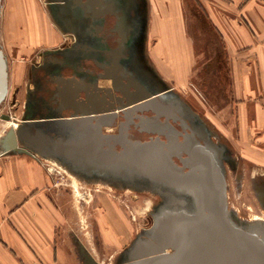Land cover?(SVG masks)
Listing matches in <instances>:
<instances>
[{"label":"rangeland","instance_id":"1","mask_svg":"<svg viewBox=\"0 0 264 264\" xmlns=\"http://www.w3.org/2000/svg\"><path fill=\"white\" fill-rule=\"evenodd\" d=\"M52 4L53 0H2L1 15L5 12V18L3 15L0 19V35L9 19L16 20V26L28 23L31 28L40 27L44 20L48 31L53 28L59 34L57 52L67 41L68 31L57 21ZM135 8V36L141 37L140 61H136L140 67L136 69L138 74L143 72L141 78L151 89L188 116L192 124L206 126L209 138L221 151L227 213L235 226L262 241L259 234L264 232V165L245 153L239 136L223 39L210 23L201 0H140ZM164 14L169 16L163 22ZM156 20L163 26L167 22L180 24L176 30H180L179 36L195 57L188 75H168L171 68L161 67L159 62L154 68L153 59L157 57L161 36L153 33L154 25H158ZM50 42L48 38L5 55L9 91L0 105V159L13 154L28 155L6 150L5 139L15 126L22 125L25 129L22 128V133H28L32 118L25 114V93L35 88L36 67L47 54L44 44ZM164 56L168 58V54ZM165 63L170 62L164 60L162 64ZM176 71L181 74L184 70ZM5 116L11 117L10 120ZM115 130L109 128L104 133H115ZM248 136L254 138L253 133ZM134 138L144 139L138 134ZM17 144L24 149L26 140L22 138ZM30 154L42 160L51 177L53 195L65 215L63 240L68 242L78 264H132L135 247L149 239L157 217L167 212H190L192 207L189 196L143 177H124L133 174L124 169L89 168L79 162L75 164L77 161L66 156L59 157L63 160L64 167H61L56 160L46 161L33 149Z\"/></svg>","mask_w":264,"mask_h":264},{"label":"water","instance_id":"2","mask_svg":"<svg viewBox=\"0 0 264 264\" xmlns=\"http://www.w3.org/2000/svg\"><path fill=\"white\" fill-rule=\"evenodd\" d=\"M111 79L114 89L122 96L118 98L119 105L104 102L114 98L112 88H89L78 105L83 110L77 111L75 119L68 124L69 140L51 137L35 123L28 125L26 131L35 138L46 139L51 147H66L87 158L91 152L95 162L141 168L164 182L149 180L135 172L124 177H143L192 199L190 212L164 213L159 225L156 222L161 216L156 218L149 239L135 247L132 264H264V244L239 230L227 213L221 151L209 138L206 126L192 124L188 116L132 75V85L119 81L120 88L116 86V78ZM8 91V64L0 46V105ZM107 105L109 108L101 109ZM149 112L153 115H144ZM121 115L126 120L119 123ZM135 119L140 122L136 123ZM133 125L141 133L154 136L149 140L134 138L130 131ZM114 127H119V133H104L105 128ZM17 142L16 131L11 129L5 139L6 150L31 155L30 151L20 149ZM259 235L264 240V232Z\"/></svg>","mask_w":264,"mask_h":264},{"label":"crops","instance_id":"3","mask_svg":"<svg viewBox=\"0 0 264 264\" xmlns=\"http://www.w3.org/2000/svg\"><path fill=\"white\" fill-rule=\"evenodd\" d=\"M201 2L226 47L232 106L237 112L244 152L264 165V0ZM3 15L5 18V12L0 19ZM168 16L164 14L163 22ZM13 21L8 20L0 35V46L6 56L49 38L52 42L44 44L47 46L44 60L57 61L59 34L53 28L48 31L43 24L31 28L28 23L16 26L17 21ZM157 24L153 33L161 36L154 68L161 63V67L171 68L168 75H188L195 57L179 36L180 30H176L180 24ZM167 44L172 45L171 49ZM164 60L171 64H162ZM178 68L184 71L180 74ZM37 76L41 77L39 73ZM249 133L254 138H249ZM37 159L24 154L0 159V264H78L68 242L63 240L65 215L53 195L51 177L42 160Z\"/></svg>","mask_w":264,"mask_h":264},{"label":"flooded vegetation","instance_id":"4","mask_svg":"<svg viewBox=\"0 0 264 264\" xmlns=\"http://www.w3.org/2000/svg\"><path fill=\"white\" fill-rule=\"evenodd\" d=\"M78 2L81 3L78 5ZM139 4L140 0H53L57 21L67 28V41L56 52L57 61L43 60L38 64L34 75L35 88L25 93V114L32 118V123L40 131L69 140L68 124L75 119L77 111L83 110L78 105L84 101L89 88H112L115 97L104 102L118 106V98L122 96L114 89L111 78H116V86L120 88L121 84L132 85V75L151 90V86L141 78L143 72L138 74L136 70L140 68L136 61H140L141 37L135 36V29H129L135 27V7ZM134 91L131 87V92ZM106 108L109 106L101 109ZM125 120L122 115L118 118L119 123ZM135 122L140 121L135 119ZM114 129L113 134L119 133V127ZM32 131L36 133V127ZM130 131L133 137L138 134L146 140L154 136L141 133L135 125Z\"/></svg>","mask_w":264,"mask_h":264},{"label":"bare ground","instance_id":"5","mask_svg":"<svg viewBox=\"0 0 264 264\" xmlns=\"http://www.w3.org/2000/svg\"><path fill=\"white\" fill-rule=\"evenodd\" d=\"M52 84L54 86V83H52ZM53 88H55V87H53ZM114 97H115V95H114ZM14 128H15V131H16V140H21L22 138L26 140V145L24 146V149H26L27 151H31V149L37 151L46 161H51L52 159H54V160H56L57 164L60 165L61 167H64V165H63V162H62L63 160H61L59 157L60 156H62V157L66 156V157H70L74 161H77V162L80 161L79 163H81L85 167L94 168V169L105 168V167H111V168H115V169H124L125 171L136 172L137 174L142 175L144 177H147L150 180H154V181H157V182H160V183L164 182L163 179H161L160 177L154 176V175H150L149 173L143 171V169H141V168H134V167H130L129 165H125V164L117 165V164H114V163L105 164V163H101V162L100 163L99 162H95L93 157L91 156L92 155L91 152L89 154V158H87L86 156L78 155L73 150L68 149L66 147H61V146H59V147H51L49 145V142L46 139L42 138V137L35 138V137L29 135L28 133L27 134L22 133V125L21 126H17V127L15 126ZM147 139H148V137H147ZM144 140H146V139H144ZM53 152H56L58 155L53 153ZM164 217L165 216H161V217H159V219L157 218L156 225H159V223L163 220ZM239 230H241V229H239ZM250 237L253 238V239L257 238V237H253V236H250ZM259 242L264 244V241H259Z\"/></svg>","mask_w":264,"mask_h":264}]
</instances>
